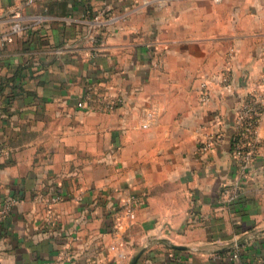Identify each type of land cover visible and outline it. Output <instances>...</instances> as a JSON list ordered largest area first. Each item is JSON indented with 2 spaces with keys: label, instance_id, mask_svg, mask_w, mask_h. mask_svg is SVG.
<instances>
[{
  "label": "crops",
  "instance_id": "1",
  "mask_svg": "<svg viewBox=\"0 0 264 264\" xmlns=\"http://www.w3.org/2000/svg\"><path fill=\"white\" fill-rule=\"evenodd\" d=\"M15 21L0 203L19 201L0 264H129L142 248L135 264H264V112L249 140L237 124L264 77V0H0V35Z\"/></svg>",
  "mask_w": 264,
  "mask_h": 264
},
{
  "label": "built area",
  "instance_id": "2",
  "mask_svg": "<svg viewBox=\"0 0 264 264\" xmlns=\"http://www.w3.org/2000/svg\"><path fill=\"white\" fill-rule=\"evenodd\" d=\"M152 2H155L158 6H164L165 0H152ZM20 29V24L18 22H12L8 28L4 36L0 35L1 40L9 41L12 39V34L14 32H18ZM221 81L226 84L228 81V70L225 69L221 72ZM256 87H258L257 90L253 91L243 102L242 106L238 110L237 114V124L239 125L240 130H242L241 134L243 136H246L249 140L251 136L254 134V120L256 116L260 112H264V77L260 78L256 82ZM202 100H206L208 98L209 92L206 87V85L202 84ZM78 105L82 106L83 102L78 101ZM147 116H151L150 112H147ZM142 127H145L147 123L142 122L140 124ZM213 144L212 139H207L202 142L201 149L207 150L211 147ZM235 148L233 150L234 157L238 158V160H241L242 162H246L251 154L252 150H247L243 153L242 151V144L240 142V139H234ZM59 196H55L53 199H58ZM19 201L18 196H10L6 198L4 201L0 203V218H3L7 216L14 204H16ZM120 209L124 212L125 216H127L130 220H134L136 213L135 208L133 206L132 200L127 199L124 203L120 206ZM120 221V219H118ZM233 255H236L235 251L232 252Z\"/></svg>",
  "mask_w": 264,
  "mask_h": 264
},
{
  "label": "water",
  "instance_id": "3",
  "mask_svg": "<svg viewBox=\"0 0 264 264\" xmlns=\"http://www.w3.org/2000/svg\"><path fill=\"white\" fill-rule=\"evenodd\" d=\"M143 248L140 249L136 254H134L129 262V264H135L136 259L138 258V256L140 255V253L142 252Z\"/></svg>",
  "mask_w": 264,
  "mask_h": 264
}]
</instances>
